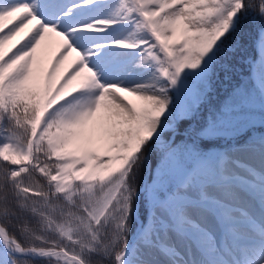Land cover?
Wrapping results in <instances>:
<instances>
[{
  "label": "snow or ice",
  "instance_id": "snow-or-ice-1",
  "mask_svg": "<svg viewBox=\"0 0 264 264\" xmlns=\"http://www.w3.org/2000/svg\"><path fill=\"white\" fill-rule=\"evenodd\" d=\"M257 119L264 0H0V264H264Z\"/></svg>",
  "mask_w": 264,
  "mask_h": 264
},
{
  "label": "rangeland",
  "instance_id": "rangeland-1",
  "mask_svg": "<svg viewBox=\"0 0 264 264\" xmlns=\"http://www.w3.org/2000/svg\"><path fill=\"white\" fill-rule=\"evenodd\" d=\"M56 47H57V44H56L55 38H52L49 42H47V45L43 50V55H44L46 62L51 57V55L55 52ZM234 72H236L235 73L236 78H235V80L234 79L231 80V81H233V83H231V81H228L227 83H221L222 82V80H221L220 82H218L216 84V91L215 92L219 93V94H217L218 98L213 97L215 102L222 101L227 96V93L233 84L237 83L240 80H244V79L248 78V72H249L248 65L247 64H237L235 69H234ZM222 86H225V88L223 90H221V88H220V90H219V87H222ZM262 132H264V130ZM260 133H261V131H258L253 135L258 136Z\"/></svg>",
  "mask_w": 264,
  "mask_h": 264
},
{
  "label": "trees",
  "instance_id": "trees-1",
  "mask_svg": "<svg viewBox=\"0 0 264 264\" xmlns=\"http://www.w3.org/2000/svg\"><path fill=\"white\" fill-rule=\"evenodd\" d=\"M236 72H234L233 73V79L235 80V78H236V74H235ZM228 81H223L222 80V82L221 83H227ZM231 83H233V81H231ZM220 88H221V90H223L224 88H225V86H222V87H219V90H220ZM220 92V91H219ZM217 94H219V93H216L215 92V94H214V98H218V95ZM205 115H207V113L205 112ZM264 129H262V128H260L259 127V123H258V119H257V123H256V127H255V129L253 130V134H255L256 132H258V131H263Z\"/></svg>",
  "mask_w": 264,
  "mask_h": 264
}]
</instances>
